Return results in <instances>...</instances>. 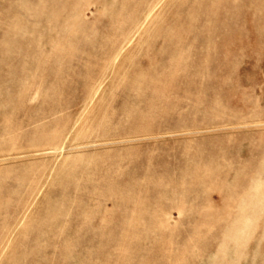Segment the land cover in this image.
Returning <instances> with one entry per match:
<instances>
[{
  "label": "rangeland",
  "instance_id": "1",
  "mask_svg": "<svg viewBox=\"0 0 264 264\" xmlns=\"http://www.w3.org/2000/svg\"><path fill=\"white\" fill-rule=\"evenodd\" d=\"M0 264H264V0H0Z\"/></svg>",
  "mask_w": 264,
  "mask_h": 264
}]
</instances>
